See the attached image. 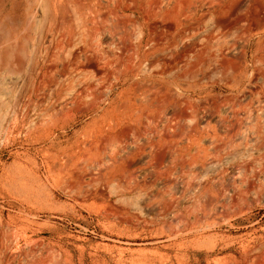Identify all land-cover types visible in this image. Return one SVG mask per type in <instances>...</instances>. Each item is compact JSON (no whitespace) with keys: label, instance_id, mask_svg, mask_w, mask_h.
<instances>
[{"label":"rangeland","instance_id":"1","mask_svg":"<svg viewBox=\"0 0 264 264\" xmlns=\"http://www.w3.org/2000/svg\"><path fill=\"white\" fill-rule=\"evenodd\" d=\"M133 2L135 9L126 7ZM131 3L0 0V51L27 39L25 51L15 52L27 64L59 27L79 26L80 14L118 34L125 29L133 39L142 0ZM50 24L58 27L51 36ZM197 26L200 42H209L208 53L234 38L229 32L221 38L222 30L209 19ZM96 39L104 45V36ZM256 40L251 38L249 59ZM76 72L37 70L9 78L0 73V264H264V155L229 160L223 154L216 169L170 188L156 200L158 207L146 199L151 189L124 195L115 182H92L89 168L79 163L112 155L120 131L98 134L104 111L60 115L63 101L84 79ZM227 87L216 77L193 98L215 102L229 94ZM89 141L93 150L83 155L80 148ZM134 163L123 171L146 170Z\"/></svg>","mask_w":264,"mask_h":264},{"label":"bare ground","instance_id":"2","mask_svg":"<svg viewBox=\"0 0 264 264\" xmlns=\"http://www.w3.org/2000/svg\"><path fill=\"white\" fill-rule=\"evenodd\" d=\"M129 6L135 9L134 2ZM137 15L133 39L124 35L125 29L118 34L83 14L79 26L50 24L47 34L58 28V35L39 45L27 64L15 55L25 51L27 39L1 47L0 73L9 78L33 76L37 70H44L43 75L77 71V78L84 79L63 101L60 115L104 111L98 134L120 131L112 155L104 161L86 157L79 165L89 168L90 181L115 182L124 195L151 189L146 199L156 202L170 188L216 169L223 154L229 160L264 155V0H142ZM206 19L222 30L221 38L227 32L234 35L209 53V42H200L197 26ZM97 35L105 37L104 45L95 42ZM254 36L256 50L249 59ZM191 59L199 68L191 66ZM216 77L228 86V95L215 102L193 98ZM244 81L249 89H240ZM92 144L83 145L81 153H90ZM135 161L146 170L128 171Z\"/></svg>","mask_w":264,"mask_h":264}]
</instances>
